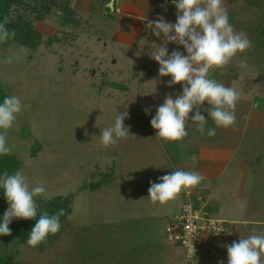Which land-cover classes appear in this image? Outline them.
<instances>
[{"label":"rangeland","instance_id":"1","mask_svg":"<svg viewBox=\"0 0 264 264\" xmlns=\"http://www.w3.org/2000/svg\"><path fill=\"white\" fill-rule=\"evenodd\" d=\"M30 1L32 9L35 0ZM125 1L145 10L135 21L137 33L141 27L146 31L129 39L135 46L120 36L122 14L108 15L102 0H47L56 5L45 20L35 19L31 9L22 11L31 24L24 41L31 43L33 34L39 35L35 47L11 39L0 42V84L23 104L15 126L8 130L10 154L21 162L19 171L30 188L37 181L46 188L35 198L38 215L56 199L67 201L71 209L59 235L35 248L17 236L0 235V255H12L19 264H135V258H148L168 243L166 228L169 214L177 209L176 200L160 204L147 197L150 183L175 170L151 119L165 94L175 98L182 85L159 87L143 77L152 74L171 80L159 75V64L148 55L152 44H161L162 38L146 28V20L163 16L175 23L177 9L167 0ZM224 7L232 15L234 29L243 31L251 46L210 75L240 92L235 111L259 113L264 111V0H224ZM144 37L147 41L139 45ZM167 47L169 55L173 50L187 54L175 43ZM8 57L10 63L5 62ZM242 62L246 67H241ZM108 82L126 90L107 87ZM209 107L205 102L201 108L206 119L203 111ZM126 110L124 124L130 135L105 147L101 131L113 126L116 115ZM210 121L207 127L216 128ZM186 131L199 134L191 121ZM91 185L100 187L91 190L96 188ZM0 193V212L5 213L9 205L3 189ZM13 222L20 228L27 225L24 219ZM156 258L153 254L152 264Z\"/></svg>","mask_w":264,"mask_h":264},{"label":"clouds","instance_id":"2","mask_svg":"<svg viewBox=\"0 0 264 264\" xmlns=\"http://www.w3.org/2000/svg\"><path fill=\"white\" fill-rule=\"evenodd\" d=\"M172 3L177 9L175 23L166 21L163 16L146 20V28L162 38L161 44H152L148 55L159 64L161 77H171L168 86L180 84L182 92L175 98L170 93L165 94L164 102L151 119V127L156 130V137L165 143L182 141L188 135L186 128L190 121L196 124L201 135L214 137L216 128L235 126V109L240 92L212 78L210 72L224 69L238 53L250 48L251 41L230 23L224 0H172ZM9 22L7 17L0 22V42L15 38V31L7 27ZM146 41L144 37L138 43L143 45ZM169 43L182 46L187 54L173 50L169 55ZM5 62L10 63L11 57ZM241 67H246V64L242 62ZM205 102L210 106L206 111L216 128L207 127L209 119L201 113ZM22 109V101L17 95L6 96L0 103V156L12 152L7 134L15 126ZM194 109L195 114L190 116ZM145 112H150V109L146 108ZM126 118L127 110L118 113L114 125L101 131V143L105 147L117 145L122 138L130 135L129 127L124 124ZM204 179L196 171H172L160 177L158 183H150L147 198L153 203L164 204L176 199L182 191L195 188ZM0 189H3L9 205L0 221V235H11L9 225L14 218L36 220L27 239V245L32 248L60 231V217L65 214L64 209L52 215L44 211L36 219L38 205L35 198L46 193L41 182L37 181L30 188L22 171L13 174L5 171L0 175ZM226 247L227 264H264V232L257 233L254 229L252 234Z\"/></svg>","mask_w":264,"mask_h":264},{"label":"crops","instance_id":"3","mask_svg":"<svg viewBox=\"0 0 264 264\" xmlns=\"http://www.w3.org/2000/svg\"><path fill=\"white\" fill-rule=\"evenodd\" d=\"M167 4L175 8L172 0H167ZM106 9L110 16L122 14L120 36L126 40V44L135 46L129 39L142 36L146 31L141 27L137 33L135 21L144 16V8L125 0H110ZM143 79L144 82L162 80L168 84V81L152 74H146ZM156 86L170 88L168 85ZM171 87L178 88L177 85ZM145 99L150 100V97ZM203 112L209 118L208 123H211L208 113ZM235 113V126L216 128L214 137L200 133L193 136L188 132L182 141L165 143L159 138L175 171H196L205 177L193 188V198H202L213 212L214 219L226 222L230 232L225 240L214 246L210 245L207 236H202L196 264H220L221 261L227 264V245L247 237L254 229L257 233L264 232V111L252 113L251 110H236ZM180 194L179 199H175L177 209L169 214L171 219L179 214L184 202ZM155 221L156 218L152 221L153 225ZM177 247L170 242L164 244L161 252L153 253L157 257L155 264H185V252L181 254ZM153 254L145 259L135 258L134 262L152 264Z\"/></svg>","mask_w":264,"mask_h":264},{"label":"trees","instance_id":"4","mask_svg":"<svg viewBox=\"0 0 264 264\" xmlns=\"http://www.w3.org/2000/svg\"><path fill=\"white\" fill-rule=\"evenodd\" d=\"M110 0H103V4H108ZM31 3L33 1L28 0H0V22H3L4 18L7 17L9 19V24L7 25L8 29L11 31H15L16 35L15 38H12L11 41H18V43H22L21 45H28L29 47H35L36 43L34 39H37L39 41V35L35 33L32 37V42L27 43L24 41L25 38H29L30 31V23L27 21V17L25 16V13H22V11L26 12L29 9H31ZM56 4H50L47 3V0H35L34 5L32 6L31 11L35 12V19L37 20H45V16L52 11V7ZM68 22H75L73 19L65 20ZM21 37V35H23ZM151 83L156 85H168L165 81L162 80H151ZM107 87H110L112 89H121L126 90V88L123 85L116 84L114 82H108L106 83ZM9 96L6 91L4 90V87L0 84V103L3 102V99ZM21 162L18 160V158L15 155H5L0 156V175L3 174V172L7 171L9 174H13L14 172L20 170ZM96 186L93 187L91 190L97 189V186L100 187V185H91ZM2 199V194L0 193V200ZM67 201L60 202L57 199L52 200L50 204L46 206L45 209L42 210V212L47 211L49 215L55 214L58 212L59 209H64L65 214L60 217V223H61V229L60 231L55 235H49L47 239L56 238L59 233L65 228L67 225L65 219L68 215L71 213V209L68 207ZM41 212V213H42ZM4 213L0 212V221H2ZM39 218V215H37V218ZM36 223V220H27V225L24 228L18 227L13 221L9 225L11 229V235L17 236L20 239V242L27 245V239L29 236V233L31 229L34 227ZM66 224V225H65ZM0 264H19V262L16 260V258L12 255H0Z\"/></svg>","mask_w":264,"mask_h":264},{"label":"built area","instance_id":"5","mask_svg":"<svg viewBox=\"0 0 264 264\" xmlns=\"http://www.w3.org/2000/svg\"><path fill=\"white\" fill-rule=\"evenodd\" d=\"M183 199L179 214L168 222L166 235L168 242L185 251V264H196L202 236H207L210 245L214 246L225 240L230 232L226 222L209 216L202 198L194 200L193 189L183 191Z\"/></svg>","mask_w":264,"mask_h":264}]
</instances>
